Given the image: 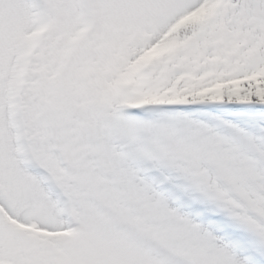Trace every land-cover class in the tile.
Segmentation results:
<instances>
[{"label": "snow or ice", "instance_id": "snow-or-ice-1", "mask_svg": "<svg viewBox=\"0 0 264 264\" xmlns=\"http://www.w3.org/2000/svg\"><path fill=\"white\" fill-rule=\"evenodd\" d=\"M0 264H264V0H0Z\"/></svg>", "mask_w": 264, "mask_h": 264}]
</instances>
